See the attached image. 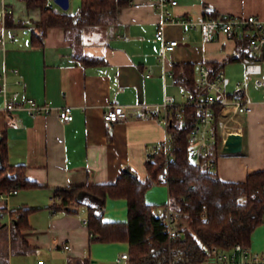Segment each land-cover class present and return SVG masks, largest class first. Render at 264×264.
Here are the masks:
<instances>
[{"label":"crops","instance_id":"obj_1","mask_svg":"<svg viewBox=\"0 0 264 264\" xmlns=\"http://www.w3.org/2000/svg\"><path fill=\"white\" fill-rule=\"evenodd\" d=\"M6 1L13 21L8 25L0 16V35L4 38V43L0 42V74L5 72L9 88L20 90L22 98L52 106L45 115L32 116L26 109L6 113L0 95V139L6 136V158L12 164H24L26 177L37 183L36 187L21 188L8 199H0V209L4 208L1 219L6 216V227L13 221L9 211L33 208L29 226L11 244L9 264L13 263L14 254L31 257L36 264L40 260L47 264H73L84 259L116 264L117 257L129 253L127 241L91 239L84 221L88 215L85 204L72 211L53 208L51 197L56 189L71 185L115 182L125 168L146 177L145 162L160 150L166 138L167 130L160 121L165 113V95H171L178 104L189 96L175 82V62H194L195 79L201 63L224 64L226 94L239 97L245 86L253 100L248 114H232L243 127L242 150L223 152L226 139L221 140V135L219 144L213 146L219 177L242 181L264 167V86L260 84L264 79V60L260 74L246 76L245 56L236 58L239 50L235 36L220 33L214 40L203 42L198 30L184 31L178 24H169L165 27L166 38H178L183 43L166 51L161 61L162 45L155 36L159 12L151 0H130L115 16L108 15L97 24L82 27L80 35L64 27L49 28L39 46L32 43L31 36L39 32L41 9L28 7L24 0ZM177 1L171 7L177 17L199 19L205 16L206 9H212L218 15L253 14L264 18V0ZM81 56L99 57L103 62L83 64ZM231 57L236 59L230 60ZM236 65L244 68L242 78L233 81ZM112 103L153 104L156 110L108 122L104 111ZM65 104L73 107L74 119L68 123H62L57 112ZM227 119L229 116L223 111L221 127ZM162 185H166L168 194L167 184ZM160 189L161 186L158 197L147 189L146 201L165 203ZM127 212L126 198H106V221H127ZM65 243L71 249L61 246ZM248 244L252 250L264 252V223L254 229Z\"/></svg>","mask_w":264,"mask_h":264},{"label":"trees","instance_id":"obj_2","mask_svg":"<svg viewBox=\"0 0 264 264\" xmlns=\"http://www.w3.org/2000/svg\"><path fill=\"white\" fill-rule=\"evenodd\" d=\"M28 7H39L41 17L37 22L39 32H33L31 41L42 45V39L51 27H64L80 35L81 28L97 24L105 16H115L119 9L130 0H80L78 9L72 13L61 8L45 7L46 0H24ZM205 15L217 16V12L206 9ZM6 24L13 21L11 13L5 17ZM238 58L250 55L248 40H238ZM236 58H230L236 59ZM83 64H100L103 60L95 56H81ZM224 64L208 62L210 77L213 78ZM175 82L190 94L199 97L204 93L196 85L195 63L175 62L173 64ZM222 103L215 105L213 128L217 134L216 146L220 141ZM183 121L173 118L168 127L172 134L171 150L165 153L163 146L150 155L145 162L147 175L143 179L137 174L123 171L112 183H86L57 189L62 203L74 199L87 206V220L92 240L103 242H129V257L121 264H197L212 246L229 248L236 242L249 243L254 229L264 223V167L249 173L245 180L228 181L219 175L197 166L189 154L187 135L198 119V107L185 105ZM7 141L0 139V192L13 188L36 187L37 183L28 179L24 164H12L7 158ZM166 183L168 201L161 205L146 201L145 193L155 182ZM107 197H124L127 200V221H106L104 219ZM170 205L188 223L183 234L170 238L162 223L154 216L156 208ZM4 208H2L3 210ZM33 208H18L9 211L13 216L11 232L14 238L29 226L28 218ZM72 211V209H71ZM19 214L18 217L15 215ZM0 212V229L3 225ZM0 264H9V255L0 252ZM73 264H99L84 259ZM117 264V263H116Z\"/></svg>","mask_w":264,"mask_h":264},{"label":"built area","instance_id":"obj_3","mask_svg":"<svg viewBox=\"0 0 264 264\" xmlns=\"http://www.w3.org/2000/svg\"><path fill=\"white\" fill-rule=\"evenodd\" d=\"M156 10L159 12L160 19L158 29L156 31V39L161 42L162 50L159 59L164 61L165 52L172 51L174 48L183 43L178 38H166L165 27L169 24H178L187 30H198L203 42L212 41L220 33L225 35H233L236 39L248 40L250 55L243 58L245 62V75L260 74L262 72L261 63L264 60V18L258 15H217L202 16L199 19L181 16L177 17L171 11V7L177 4V0H151ZM53 0H46L45 7H54ZM6 0H0V16L5 20L6 14L11 13ZM14 38V35L11 36ZM0 42L4 43V38L0 35ZM150 76V73H147ZM5 72L0 74V95L3 97V109L6 113H13L18 110H28L32 116L39 114H48L52 109L50 104L38 103L31 98H22L20 90H11L6 81ZM228 78L223 69H220L215 77H210L209 69L206 63L199 66V74L196 79L198 88L204 90V93L195 97L189 93L187 100L178 104L171 95H165L162 106L165 113L160 117V121L164 124L167 133L161 146L165 153L171 150L172 134L168 131V127L173 123V118L180 121L185 119V105H195L198 107V119L193 125L192 130L187 135L189 143V154L193 162L200 167L205 168L209 172L216 173V156L213 146L216 143L217 134L213 128L215 122V105L218 101L222 103L221 113L224 111L225 116L229 119L222 125L220 130L221 140H225L231 133L242 134V124L236 122L232 118V114L246 115L252 110L253 100L246 92V87H242L239 91V97H230L225 92V86ZM246 83V82H245ZM260 84L264 86V79L260 80ZM156 110L153 104H109L104 111V119L108 122H116L119 119L138 116L143 112ZM59 119L62 123L71 122L74 119L73 107L71 105H63L57 108ZM236 123H230L229 120ZM160 183H163L161 181ZM17 188H13L6 192H0V199H8L13 193H17ZM53 208H63L70 210L77 208L79 203L71 199L67 203H62V196L56 189L51 197ZM3 215L2 209H0ZM16 217L19 214L15 215ZM154 216L162 223L165 232L170 238L178 237L183 234L182 225H180V213L177 209L170 205L162 206L154 210ZM84 221L88 223L87 217ZM91 237L94 236L90 232ZM66 250L71 249L70 244L61 245ZM129 257L128 252L122 253L116 259L117 264L123 263ZM38 264H47L44 260H40ZM168 264H176L170 261ZM197 264H264V252L252 250L248 243L236 242L229 248L212 246L208 249V253L204 259Z\"/></svg>","mask_w":264,"mask_h":264},{"label":"rangeland","instance_id":"obj_4","mask_svg":"<svg viewBox=\"0 0 264 264\" xmlns=\"http://www.w3.org/2000/svg\"><path fill=\"white\" fill-rule=\"evenodd\" d=\"M12 1V0H11ZM80 0H70V7L67 11L74 13L79 5H80ZM54 8H60L57 4L54 5ZM244 68L243 66H234L233 69H235L234 71V75H232V79L233 81H237L240 80L242 78V69ZM229 75V74H228ZM230 76V75H229ZM250 77V76H249ZM251 84V80L249 85ZM249 90V89H248ZM161 186V193L163 190V195L161 194V197H165L163 200L164 202L168 201V194H167V190H166V185H162V183H154L152 186H150L148 188L149 190V194L152 193L154 197H158V190L159 187ZM164 190H166V196L164 195ZM3 212V210H2ZM128 213V212H127ZM3 221L6 222V216H4ZM188 223V218L187 216H182L180 215V225H182V227H185ZM18 238V236L16 237ZM16 238H14L13 233L11 232V226L10 227H6L3 229H0V252L4 251L6 252L9 256L11 254L10 252V248H11V244L12 242H14L16 240ZM10 259V257H9ZM13 263L12 264H36V262L31 258V257H24V256H16L14 254V259H13Z\"/></svg>","mask_w":264,"mask_h":264},{"label":"water","instance_id":"obj_5","mask_svg":"<svg viewBox=\"0 0 264 264\" xmlns=\"http://www.w3.org/2000/svg\"><path fill=\"white\" fill-rule=\"evenodd\" d=\"M62 10L67 11L70 7V0H53ZM243 148V134L231 133L227 136L222 151L225 153H236L240 152ZM125 171L131 172L133 175H136L129 168H125ZM76 210V208H71ZM3 225H5L3 223ZM93 263L96 262L95 259L92 260Z\"/></svg>","mask_w":264,"mask_h":264}]
</instances>
